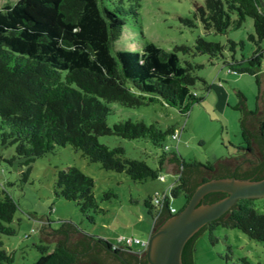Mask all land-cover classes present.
<instances>
[{"label": "trees", "instance_id": "16d2710c", "mask_svg": "<svg viewBox=\"0 0 264 264\" xmlns=\"http://www.w3.org/2000/svg\"><path fill=\"white\" fill-rule=\"evenodd\" d=\"M139 0H6L0 5V147L13 146V154L2 158L19 171V180L26 181L31 162L56 147L69 145L89 161L100 167L124 171L133 180L160 178L162 163L170 159L177 164L192 167L202 164L214 169L217 159L249 153L252 146L239 127L241 141L235 155H226L214 161L184 158L168 144L170 135L180 130L172 125L161 126L156 121L121 119L110 125L106 117L112 112L110 102L126 107L150 103L171 106L186 113L188 104L201 100L194 88L200 82L207 92L210 85L198 76L203 67L193 57L208 56V62L220 59L235 74L254 78L257 88L250 114L264 109V75L258 76L264 41V8L259 0H202L194 5L190 17H179L186 28L198 23L204 32L224 34L242 27L251 19L252 29L246 40L253 46L249 56L235 58L234 52L243 47V40L226 39L225 43L206 41L196 35L191 45L174 44L163 49L150 41H139L138 49H114L127 19L136 22ZM264 3V0H262ZM229 52L228 56L223 51ZM263 84V89L260 88ZM236 102L232 108L237 109ZM240 120V119H239ZM114 135L126 139H143L160 149L154 155L156 165L143 159L124 155L121 146L108 147L98 136ZM259 135L264 143V117L259 123ZM168 148L165 149L164 146ZM168 193L154 192L143 199L146 212L152 218L151 230L162 208L168 213L180 209L188 199V191L174 174ZM93 178L76 166L65 165L56 169L53 192L72 200L82 215L92 220V213L102 210L92 191ZM181 194L183 204L171 209L169 197ZM115 195L110 189L103 197ZM157 197V201L153 198ZM250 197H240L216 219L205 224L208 237L216 239L213 229L218 226L235 227L249 238L264 242V210H258ZM17 207L16 200L0 183V233L10 235L9 224ZM66 223L78 233L103 241L113 249L141 254L144 246L125 245L80 229L69 220ZM49 226V224H48ZM150 230V231H151ZM202 230V231H203ZM54 235L52 246L34 243L39 255L34 264H66L72 262L71 251ZM52 234H49L51 236ZM194 241V240H193ZM193 241L191 264L193 263ZM230 251V245L226 244ZM228 256V255H227ZM239 264L252 262L245 256L237 257ZM0 264H12V256L0 248Z\"/></svg>", "mask_w": 264, "mask_h": 264}, {"label": "rangeland", "instance_id": "374dc122", "mask_svg": "<svg viewBox=\"0 0 264 264\" xmlns=\"http://www.w3.org/2000/svg\"><path fill=\"white\" fill-rule=\"evenodd\" d=\"M5 1L0 0V5ZM201 3L202 0H139L136 22L127 19L119 39L113 44L114 49L136 50L139 41H150L163 49H170L174 44L191 45L193 38L199 35L206 41L220 44L225 43L226 39L243 40L242 49L237 48L234 56L237 59L241 54L249 56L253 50L252 44L246 40V34L252 29L250 18L245 19L241 28L228 30L224 34L204 32L198 23L191 29L182 25L179 17H190L193 6ZM262 47L257 70L261 80L264 75V41ZM223 55L228 56L229 52L224 50ZM193 60L203 65L198 76L210 88L204 92L200 82L195 84L194 91L201 100L188 104L185 114L160 103L126 107L110 102L107 105L111 106L112 112L107 115L106 123L110 125L121 119H130L146 124L156 121L161 126L172 125L180 133L177 139L167 143L184 158L214 161L222 156L235 155V147L241 141L240 111L232 108L237 100L235 92L240 91L245 96L246 108L253 109L257 94L254 78L247 74H231L220 59L209 63L205 54L196 55ZM97 140L108 147L121 146L124 155L143 159L150 166L156 165L154 155L160 152L159 148L143 139L102 135ZM12 154L13 146L0 147V183L17 203L9 223L14 233H0V248L12 256V264H34L39 252L33 244L45 243L51 247L50 239L54 235L49 236L45 231L57 227L64 219L111 241L119 236L146 240L152 218L146 212L143 199L156 191L168 193L175 177L161 169L162 178L133 180L124 171L102 168L98 162L87 160L65 145L36 157L31 162L27 180L20 181L17 168L2 160ZM65 165L76 166L93 178V195L102 210L92 213V220L82 215L74 201L56 196L53 192L56 169ZM109 189L115 195L104 198L103 193ZM183 201L181 194L169 197V205H173L174 209L179 208ZM252 204L258 210H264V196L253 198ZM213 235L216 239L211 241L207 231L203 230L195 237L192 253L194 264H239V256L264 263V242L249 238L238 228L221 225L213 229ZM226 244L230 245V251ZM130 245L139 246L137 243Z\"/></svg>", "mask_w": 264, "mask_h": 264}, {"label": "water", "instance_id": "95a60500", "mask_svg": "<svg viewBox=\"0 0 264 264\" xmlns=\"http://www.w3.org/2000/svg\"><path fill=\"white\" fill-rule=\"evenodd\" d=\"M264 8V3L259 0ZM240 111L239 127L251 143L249 153L217 159L214 169L202 164L186 167L167 159L160 169L179 174L178 180L188 191L184 205L173 213L164 206L144 244V252L117 251L95 238L84 236L66 223L50 231L58 233L63 247L72 253L66 264H191V243L206 227L240 197L264 196V143L259 135L260 113L250 114L244 100L235 92Z\"/></svg>", "mask_w": 264, "mask_h": 264}, {"label": "built area", "instance_id": "2783aa9c", "mask_svg": "<svg viewBox=\"0 0 264 264\" xmlns=\"http://www.w3.org/2000/svg\"><path fill=\"white\" fill-rule=\"evenodd\" d=\"M177 138H178V132H177V131H174V132L170 135V139H171V140H175V139H177ZM164 148L167 149L168 146L165 145ZM160 178H162V177L160 176ZM153 200H154V201H157V197H154ZM116 240H117V241H116L115 243H117V242H122V243L125 244V245H130V243H137L139 246L142 247V246H144V244H145V240H144V239H140V238H138V237L119 236Z\"/></svg>", "mask_w": 264, "mask_h": 264}, {"label": "crops", "instance_id": "0c3cea01", "mask_svg": "<svg viewBox=\"0 0 264 264\" xmlns=\"http://www.w3.org/2000/svg\"><path fill=\"white\" fill-rule=\"evenodd\" d=\"M227 72L233 74V72L229 71L228 69H227ZM261 88L263 89V84H262ZM214 89H215V88H214ZM174 176H175V175H174ZM172 207H173V205H171V209H174V208H172ZM150 230H151V226H150V228H148V233L150 232Z\"/></svg>", "mask_w": 264, "mask_h": 264}, {"label": "clouds", "instance_id": "9594fccd", "mask_svg": "<svg viewBox=\"0 0 264 264\" xmlns=\"http://www.w3.org/2000/svg\"><path fill=\"white\" fill-rule=\"evenodd\" d=\"M145 240V239H144Z\"/></svg>", "mask_w": 264, "mask_h": 264}]
</instances>
